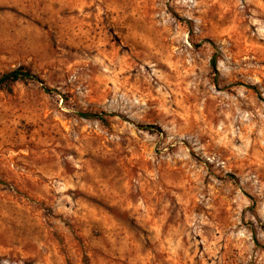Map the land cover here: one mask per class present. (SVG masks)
Listing matches in <instances>:
<instances>
[{"label":"rangeland","instance_id":"374dc122","mask_svg":"<svg viewBox=\"0 0 264 264\" xmlns=\"http://www.w3.org/2000/svg\"><path fill=\"white\" fill-rule=\"evenodd\" d=\"M19 66L0 264H264V0H0Z\"/></svg>","mask_w":264,"mask_h":264},{"label":"trees","instance_id":"16d2710c","mask_svg":"<svg viewBox=\"0 0 264 264\" xmlns=\"http://www.w3.org/2000/svg\"><path fill=\"white\" fill-rule=\"evenodd\" d=\"M211 65L213 67L216 65V59L214 57L211 60ZM21 80L35 81L43 85V81L41 80V78L35 73H33L32 71H30L26 66H19L12 71L0 74V84L6 83V82H16V81H21ZM248 87L253 89V91L260 96V91L258 90L256 86L249 85ZM43 88L46 90L45 86H43ZM81 115L97 118L103 122H106L107 113L97 114V113H83L82 112ZM137 126L141 129H150L153 127L152 125H141V124H138Z\"/></svg>","mask_w":264,"mask_h":264}]
</instances>
